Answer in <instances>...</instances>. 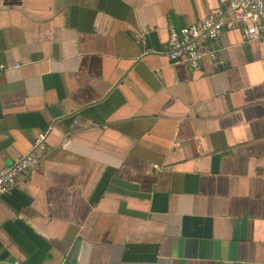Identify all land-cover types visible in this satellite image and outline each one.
Here are the masks:
<instances>
[{
    "label": "crops",
    "instance_id": "1",
    "mask_svg": "<svg viewBox=\"0 0 264 264\" xmlns=\"http://www.w3.org/2000/svg\"><path fill=\"white\" fill-rule=\"evenodd\" d=\"M228 1L0 0V264H264V45L156 53Z\"/></svg>",
    "mask_w": 264,
    "mask_h": 264
},
{
    "label": "built area",
    "instance_id": "2",
    "mask_svg": "<svg viewBox=\"0 0 264 264\" xmlns=\"http://www.w3.org/2000/svg\"><path fill=\"white\" fill-rule=\"evenodd\" d=\"M231 29H240L246 39L259 40L264 45V0H229L226 6L209 13L198 23L183 27L170 23L165 48L156 53H163L173 62L182 61L196 69L203 56L201 46ZM215 58L212 55V59ZM19 67L20 64L0 63V74ZM47 138L48 132L38 133L27 153L12 165L0 169V194L9 192L22 175L31 172L38 155L47 149Z\"/></svg>",
    "mask_w": 264,
    "mask_h": 264
}]
</instances>
